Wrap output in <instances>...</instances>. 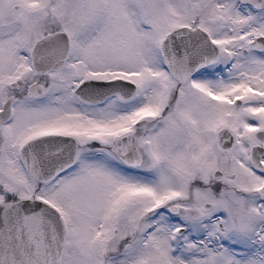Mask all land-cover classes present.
I'll use <instances>...</instances> for the list:
<instances>
[{
	"label": "snow or ice",
	"instance_id": "obj_1",
	"mask_svg": "<svg viewBox=\"0 0 264 264\" xmlns=\"http://www.w3.org/2000/svg\"><path fill=\"white\" fill-rule=\"evenodd\" d=\"M0 264H264V0H0Z\"/></svg>",
	"mask_w": 264,
	"mask_h": 264
}]
</instances>
